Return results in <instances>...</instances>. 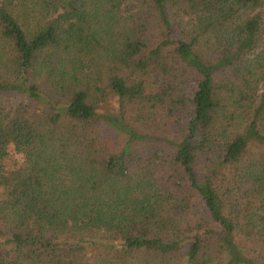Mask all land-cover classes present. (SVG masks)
I'll return each instance as SVG.
<instances>
[{
    "label": "trees",
    "instance_id": "trees-1",
    "mask_svg": "<svg viewBox=\"0 0 264 264\" xmlns=\"http://www.w3.org/2000/svg\"><path fill=\"white\" fill-rule=\"evenodd\" d=\"M0 264H264V0H0Z\"/></svg>",
    "mask_w": 264,
    "mask_h": 264
},
{
    "label": "rangeland",
    "instance_id": "rangeland-1",
    "mask_svg": "<svg viewBox=\"0 0 264 264\" xmlns=\"http://www.w3.org/2000/svg\"><path fill=\"white\" fill-rule=\"evenodd\" d=\"M155 34V32H154ZM188 78V75H187ZM184 81L187 82L186 79H183ZM185 84H183V87L185 88ZM188 87V85H187ZM100 108L108 113L115 112L116 111V103L113 97H109L107 101L102 102L100 105ZM176 114H170V112L164 108V109H159L157 113L153 115L151 120H149L147 123L143 124L142 126L138 127L139 132L141 133H149L152 136L156 138H161V139H171V140H177L181 135H182V129L185 123V116L186 114L184 112H179L177 115L179 116L177 119H175ZM177 120L179 126L174 127L175 121ZM11 161H9V164ZM184 221H199L200 218L202 217L201 214V209L200 208H195V211L190 213L189 216H183ZM191 218V219H190ZM193 219V220H192ZM192 222V223H194ZM185 224V223H184ZM111 241V240H110Z\"/></svg>",
    "mask_w": 264,
    "mask_h": 264
}]
</instances>
